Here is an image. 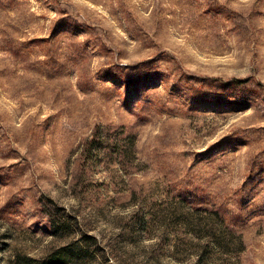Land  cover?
<instances>
[{"label": "rangeland", "instance_id": "rangeland-1", "mask_svg": "<svg viewBox=\"0 0 264 264\" xmlns=\"http://www.w3.org/2000/svg\"><path fill=\"white\" fill-rule=\"evenodd\" d=\"M0 264H264V0H0Z\"/></svg>", "mask_w": 264, "mask_h": 264}]
</instances>
